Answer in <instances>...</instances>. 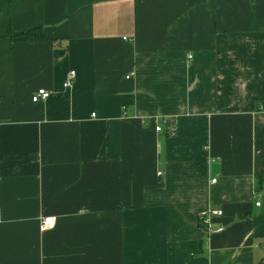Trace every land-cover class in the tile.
<instances>
[{
	"label": "crops",
	"instance_id": "obj_1",
	"mask_svg": "<svg viewBox=\"0 0 264 264\" xmlns=\"http://www.w3.org/2000/svg\"><path fill=\"white\" fill-rule=\"evenodd\" d=\"M0 217V264L264 260V0H0Z\"/></svg>",
	"mask_w": 264,
	"mask_h": 264
},
{
	"label": "built area",
	"instance_id": "obj_2",
	"mask_svg": "<svg viewBox=\"0 0 264 264\" xmlns=\"http://www.w3.org/2000/svg\"><path fill=\"white\" fill-rule=\"evenodd\" d=\"M192 57H193L192 54H190L188 56L189 59H192ZM75 80H76V71L75 70H71L68 73L66 81L64 82V86L65 87H69V86L73 85L75 83ZM49 96H50V92L47 89L40 88L33 94L32 101L33 102H38V101H41V100H45V99L49 98ZM156 129L158 131H161L162 130V126L159 125V126L156 127ZM175 129H176L175 127H172L170 132L174 133ZM257 204L259 205L260 203L257 202ZM206 214L221 215L222 214V210H211V211L204 212L200 216L201 218H203V221H204V219L206 217ZM0 220H1V217H0ZM56 221H57V217L56 216H44V217H42L41 221H40L42 230H46V229L52 228L55 225ZM208 226H209V224H208ZM219 230H222V228H219Z\"/></svg>",
	"mask_w": 264,
	"mask_h": 264
},
{
	"label": "trees",
	"instance_id": "obj_3",
	"mask_svg": "<svg viewBox=\"0 0 264 264\" xmlns=\"http://www.w3.org/2000/svg\"><path fill=\"white\" fill-rule=\"evenodd\" d=\"M14 40H41L44 39V29L42 26H37L31 28L25 32L14 34L11 36ZM258 264H264V260L260 261Z\"/></svg>",
	"mask_w": 264,
	"mask_h": 264
}]
</instances>
